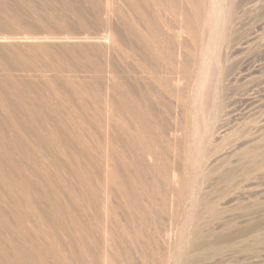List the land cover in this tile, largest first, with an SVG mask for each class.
I'll return each mask as SVG.
<instances>
[{"label":"rangeland","instance_id":"rangeland-1","mask_svg":"<svg viewBox=\"0 0 264 264\" xmlns=\"http://www.w3.org/2000/svg\"><path fill=\"white\" fill-rule=\"evenodd\" d=\"M0 264H264V0H0Z\"/></svg>","mask_w":264,"mask_h":264}]
</instances>
